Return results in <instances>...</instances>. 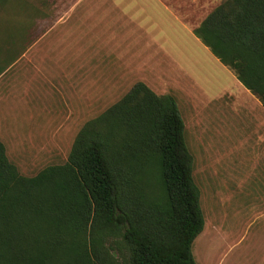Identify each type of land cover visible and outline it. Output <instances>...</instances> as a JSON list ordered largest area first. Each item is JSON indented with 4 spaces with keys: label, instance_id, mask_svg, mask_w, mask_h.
Returning <instances> with one entry per match:
<instances>
[{
    "label": "rangeland",
    "instance_id": "rangeland-1",
    "mask_svg": "<svg viewBox=\"0 0 264 264\" xmlns=\"http://www.w3.org/2000/svg\"><path fill=\"white\" fill-rule=\"evenodd\" d=\"M224 1L163 0L164 19L147 21V44H133L130 53H81L99 62L116 57L109 78H100L97 68H76L75 52L52 51L54 37L29 35L44 21L29 18L28 2L40 8L44 0H0V141L8 160L26 177L64 163L78 132L96 129L143 83L172 95L184 120L204 217L191 248L196 264H264V108L194 34ZM76 18L66 25L89 22ZM100 24L90 29L95 40Z\"/></svg>",
    "mask_w": 264,
    "mask_h": 264
},
{
    "label": "trees",
    "instance_id": "trees-1",
    "mask_svg": "<svg viewBox=\"0 0 264 264\" xmlns=\"http://www.w3.org/2000/svg\"><path fill=\"white\" fill-rule=\"evenodd\" d=\"M195 36L264 108V0H225ZM204 226L179 105L136 83L64 163L21 175L0 141V264H196Z\"/></svg>",
    "mask_w": 264,
    "mask_h": 264
},
{
    "label": "crops",
    "instance_id": "crops-1",
    "mask_svg": "<svg viewBox=\"0 0 264 264\" xmlns=\"http://www.w3.org/2000/svg\"><path fill=\"white\" fill-rule=\"evenodd\" d=\"M162 1L73 0L69 5L68 0H44V5L42 3V7L40 8H33L28 2L29 18L44 21L43 27L37 24L29 29L28 32L29 35L44 36L45 41L54 37V46L51 47L52 51L75 52V56H72L73 59H70V61L77 65L76 68H84L83 66L97 68L100 78H109L110 73L113 72V69L118 64L115 63L116 57L109 55L108 58L99 62L103 57L83 59L81 58V53L94 49L98 52L130 53L133 50V44L137 46L147 44V36L151 37L147 21L149 19H155V21H162L164 19L165 11ZM18 6H20L19 3ZM75 16L79 21L88 20L89 22H84L83 24L73 22L66 25L67 21ZM96 20L99 23L101 21L99 25L100 35H98L100 38L99 40L97 39L98 41L95 40L94 33L92 34L90 31L92 27L94 29ZM132 20L139 27L138 30L133 27ZM80 28L86 33V38L82 40L78 39L82 31ZM142 29L147 31H142ZM177 35L174 34L175 37H178ZM56 36L60 38L58 42L56 41ZM62 38H70L71 41H69V44H66ZM34 43L31 44V47L35 46L36 43ZM46 50L49 49L44 47V52ZM124 58L126 59V55ZM127 59H130V56ZM98 82L103 81L99 80ZM262 260L264 261V257H262Z\"/></svg>",
    "mask_w": 264,
    "mask_h": 264
}]
</instances>
